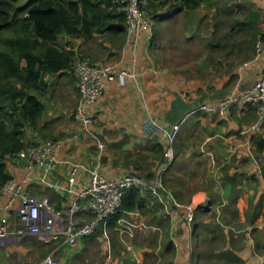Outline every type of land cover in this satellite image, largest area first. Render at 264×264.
<instances>
[{"label": "crops", "instance_id": "crops-1", "mask_svg": "<svg viewBox=\"0 0 264 264\" xmlns=\"http://www.w3.org/2000/svg\"><path fill=\"white\" fill-rule=\"evenodd\" d=\"M243 2L249 4V11L245 12L244 19L250 10L259 14L254 32L258 38H261L260 36L264 38V0H243ZM209 10H212V7L205 4L194 11H181L165 21L170 22L186 14L189 16L186 29L193 27L194 33L203 15ZM157 34L158 32L154 33V39L150 41L148 34L141 32L135 51L128 45V34L122 40L108 35L101 36L102 39L98 40L97 45L87 43L90 40L71 36L60 38L61 48L73 49L76 54L83 52L97 65L120 62L119 70H134L137 73L138 85L133 81H128L125 86H121L117 81L110 82L103 96L90 107V111L95 115L91 125L92 131L107 143V148L121 144L123 152H127L124 157L112 156L107 148L100 152L89 136L83 135L81 138L73 139V136L80 131V126L70 116L76 105L65 110L67 117L71 119L73 132L58 137L53 134L54 131L51 132L55 128L49 130L47 128L53 112L48 110L45 104L46 112L38 121V127L25 128L27 146L45 140L58 141L62 143L59 159L61 162L67 161L87 168H97L103 176L113 180L128 174H137L146 181L152 182L161 173L165 164L164 154L168 141L163 134L153 137L146 134L147 114L159 126L170 128L173 125L167 118L172 103L177 98L190 106L177 122L181 123L193 107L200 104L215 105L234 92L247 90L254 86L262 74L264 59L254 61L253 47L242 63L232 65L229 52L238 48L235 46L236 43L228 42L230 47L226 51L228 54L223 56L228 57L229 60H219L213 64L215 68L218 65L222 68L227 65L232 69L220 73L215 69V75L208 80L201 77L196 80L189 79L175 67L164 65L155 53L153 46ZM96 38L97 36L94 39ZM254 44L255 42L252 45L255 46ZM225 46V43L218 41L215 48L226 50ZM205 71L203 70L204 73ZM67 77H70L74 84L68 88L65 80ZM45 82L48 86L44 98L47 94H54L55 91L66 96L76 94L73 97L78 101L79 93L72 69L69 76L46 75ZM59 107L61 108L60 105ZM46 114L49 116L48 120ZM187 118L181 126L179 138L174 146V162L164 177V190L155 193L157 200L171 215V238L178 248L175 264H188L187 252L191 232L187 228L185 216L187 208L193 204L199 207L206 204L217 215L213 222L216 225L220 224L228 248L233 250L244 264H264V150L257 149V143L264 141V126L256 131L250 130L258 120L257 109L250 104H236L223 114L206 113L198 119L193 128L183 131ZM39 134L47 138L42 139ZM140 147L143 148L140 149L141 151H135V148ZM62 164L47 176L59 188L49 189L41 180L27 186V190L35 196H48L58 209L69 204L68 197L61 189L67 180L69 168L68 165ZM24 165V162L8 160L7 171L11 178L21 181ZM78 179L87 183V172L81 169ZM184 230L187 241L182 238L185 234ZM104 232L107 235V230ZM27 242L31 243V241ZM184 243L186 246L182 247ZM3 247L7 249L9 246L0 242V257L4 259L0 264H10L7 262L10 257L7 259L6 256L2 257ZM66 247L71 246H64V249ZM8 250L7 256L12 255L11 250ZM57 256L62 258V264L72 262L70 261L72 259L63 254L62 249L57 252ZM78 257L74 256V259L77 258L75 261L79 260ZM17 259V264H24L26 261V258L19 253ZM66 259L69 261L67 262Z\"/></svg>", "mask_w": 264, "mask_h": 264}, {"label": "built area", "instance_id": "built-area-1", "mask_svg": "<svg viewBox=\"0 0 264 264\" xmlns=\"http://www.w3.org/2000/svg\"><path fill=\"white\" fill-rule=\"evenodd\" d=\"M119 11L125 14L128 34V45L136 49L141 32H146L150 41L154 39L153 21L148 9L149 0H121ZM264 59V38L255 43L254 61ZM120 62L97 65L88 57H78L72 66L79 93L78 103L70 116L80 126L73 139L89 136L102 152L107 145L92 131L91 125L95 115L90 111L104 94L108 83L117 81L125 86L128 81L138 85V76L134 70H119ZM246 65V64H245ZM236 104H250L258 111L257 122L250 127L256 131L264 126V68L260 78L251 88L234 92L221 99L215 105L200 104L193 107L188 115L170 128L159 126L147 114L145 132L151 137L163 134L168 146L164 154L165 164L162 171L152 182L146 181L137 174H128L113 180L103 176L97 168L59 161L62 143L45 140L25 146L8 160L24 162L21 181L11 178L0 189V242L6 246H19L24 241L35 239L44 244L54 245L53 249L39 264H59L57 252L64 246H74L82 238L93 235L99 225L111 219L122 207L123 197L127 190L136 188L154 193L164 190L165 174L175 159V141L186 118L198 112L223 114ZM63 163V164H62ZM59 164L68 165V175L61 188L68 197L69 204L56 208L48 196H35L27 186L37 180L44 182L49 189L59 186L47 176ZM88 174V182L78 179L80 170ZM197 205H190L185 216L190 232L193 230Z\"/></svg>", "mask_w": 264, "mask_h": 264}, {"label": "rangeland", "instance_id": "rangeland-1", "mask_svg": "<svg viewBox=\"0 0 264 264\" xmlns=\"http://www.w3.org/2000/svg\"><path fill=\"white\" fill-rule=\"evenodd\" d=\"M25 2L26 0H16L18 5ZM241 4L245 7H237ZM150 11H152L151 8ZM248 11L249 4H244L243 0H219L212 10L205 12L197 31L194 32L195 34L192 31L193 27L186 29L189 19L186 14H182L170 22L153 21L154 33L158 32L153 49L156 50L155 53L161 58L164 65L175 67L177 71H182L183 75L189 79L196 80L201 77V79L206 78L208 80L215 75V69L219 71L217 73L232 69L227 65L223 68L218 65L215 68V64H213V62L219 60H229L228 57L223 56L228 54L226 52L230 48L228 42L231 44L236 43L235 46L238 48L229 52L232 65L235 66L245 60V56L249 55L252 47L255 49L250 34L246 30L243 31L237 27L239 21L246 19V17L244 19V14ZM10 34L11 32L8 31L5 35L9 36ZM99 39H102V37H97L87 43L97 45ZM218 41L226 44V50H221L222 46L215 48ZM82 53L78 52L76 57H88L92 60L91 57ZM217 57L221 58L217 59ZM203 70H206L205 73ZM65 80L67 88L74 85L70 77ZM74 95L76 94L66 96L54 91V94H47V97L43 98L48 110L53 112V117L47 128L48 130L55 128L51 132L54 131L53 134L58 137L73 132L71 119L66 115V108L77 106L78 101H75ZM205 114V112H198L190 115L183 125V131L193 128L198 119ZM48 118L49 116L46 114V120ZM39 135L42 139L47 138L41 134ZM27 140L29 139L27 138ZM140 149L143 148H135V151ZM107 151L116 158L124 157L127 154V152H123L122 145L119 143L109 146ZM141 196L143 201L140 202V205L123 213L116 227L110 228V219L106 220L99 225L93 235L82 238L74 246L61 248L63 254L72 259L69 264H175L178 248L168 247L170 241L172 242L171 215L157 200L158 197H155L154 192L143 190ZM198 208H201V210L196 214L197 227L194 232L195 226L193 225L188 243V264H229L225 258L220 257L223 250H228V242L225 241L226 236L220 224L217 221V225L213 222L217 215L206 204L202 207L198 206ZM104 230H107V235H105ZM184 232L182 238L187 241L186 230ZM30 241V244L24 241L19 246H9L7 249L3 247V252L6 255L3 253L2 257L5 258L6 256V259L10 257L7 262L17 264L19 253L26 258V264H38L54 247L52 244L47 245L35 239H30ZM184 246H186V243L182 244V247ZM8 249L12 253L10 256H7ZM74 256H79V260L75 261L77 258L74 259ZM57 260L59 264H62L60 256H57ZM66 261L69 260L66 259ZM0 262H4L1 257Z\"/></svg>", "mask_w": 264, "mask_h": 264}, {"label": "trees", "instance_id": "trees-1", "mask_svg": "<svg viewBox=\"0 0 264 264\" xmlns=\"http://www.w3.org/2000/svg\"><path fill=\"white\" fill-rule=\"evenodd\" d=\"M218 1L149 0L148 9H152V20L161 22L181 11H194L205 4L213 8ZM120 2L26 0L18 5L16 0H0V189L11 179L7 171L8 159L27 146L25 128L36 129L46 112L43 98L48 85L45 76H69L77 60L73 49L60 47V38L71 36L88 41L108 35L124 39L127 35L126 18L119 11ZM258 16L256 11L250 10L246 21L237 23V27L246 30L253 40L258 39L254 32ZM8 31L11 34L6 36ZM257 149L264 150L263 140L257 143ZM141 201L140 189L127 190L122 207L110 219L109 227H116L122 214L139 206ZM200 210L198 208L197 212ZM194 226L195 232L196 216ZM168 247L175 248V242L170 241ZM222 252L220 257L229 264H244L230 248Z\"/></svg>", "mask_w": 264, "mask_h": 264}, {"label": "water", "instance_id": "water-1", "mask_svg": "<svg viewBox=\"0 0 264 264\" xmlns=\"http://www.w3.org/2000/svg\"><path fill=\"white\" fill-rule=\"evenodd\" d=\"M188 103H183L180 98H177L172 103L171 111L168 115V120L172 125L177 124L182 115L189 109Z\"/></svg>", "mask_w": 264, "mask_h": 264}]
</instances>
